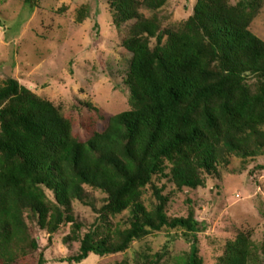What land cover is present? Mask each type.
I'll return each instance as SVG.
<instances>
[{"label":"trees","instance_id":"obj_1","mask_svg":"<svg viewBox=\"0 0 264 264\" xmlns=\"http://www.w3.org/2000/svg\"><path fill=\"white\" fill-rule=\"evenodd\" d=\"M142 1L156 11L168 0ZM254 1L230 6L227 0H196L187 21L163 28L139 12L137 0H111L114 26H128L121 45L131 54V108L85 142L73 136L58 107L12 78L0 84V264H16L38 250L27 220L49 239L71 225L63 241L79 243L67 259L75 264L89 254L123 253L164 227L181 230L191 243L180 264H201L193 210L168 219L167 198L153 179H168L176 191L195 190L204 186L203 175L215 174L231 157L264 155V42L249 31ZM147 186L156 201L150 211L141 202ZM85 187L105 195L99 210ZM73 201L96 210L102 230L95 223L78 238L82 225L73 217ZM125 210L127 228L106 227L109 216ZM44 263L40 253L37 264ZM219 264H258L257 254L239 235Z\"/></svg>","mask_w":264,"mask_h":264},{"label":"rangeland","instance_id":"obj_2","mask_svg":"<svg viewBox=\"0 0 264 264\" xmlns=\"http://www.w3.org/2000/svg\"><path fill=\"white\" fill-rule=\"evenodd\" d=\"M0 0V84L12 78L35 96L58 107L71 123L72 134L85 142L94 132H102L108 119L130 110L126 75L131 54L122 48L128 26L116 29L111 0ZM235 6L240 0H227ZM137 0L139 12L158 20L163 28L179 27L191 16L196 0H168L159 10L145 8ZM249 31L264 42V0H255ZM82 20L79 21V15ZM153 42V46H154ZM168 173V170L165 172ZM204 186L195 190H175L168 179H153L167 198L168 219L185 218L193 210L200 223L196 248L201 264H219L226 246L239 235L246 237L264 264V155L243 161L231 157L215 174L203 175ZM88 202L99 210L105 195L85 187ZM53 200V195L47 193ZM141 202L147 211L156 204L153 189L142 190ZM72 214L82 225L78 238L98 220L96 210L73 201ZM129 211L107 218L106 227L127 228ZM30 236L38 250L16 264H75L67 259L78 253V242L63 240L71 225H62L49 235L27 220ZM102 230L104 223H96ZM191 237H189L190 239ZM191 249L181 230L162 228L134 241L119 254H89L80 264H180Z\"/></svg>","mask_w":264,"mask_h":264}]
</instances>
